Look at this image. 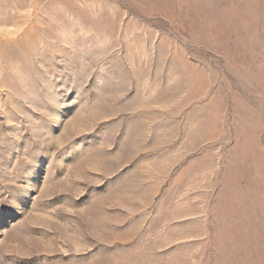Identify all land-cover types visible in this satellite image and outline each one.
<instances>
[{"label":"rangeland","instance_id":"374dc122","mask_svg":"<svg viewBox=\"0 0 264 264\" xmlns=\"http://www.w3.org/2000/svg\"><path fill=\"white\" fill-rule=\"evenodd\" d=\"M0 264H264V0H0Z\"/></svg>","mask_w":264,"mask_h":264}]
</instances>
